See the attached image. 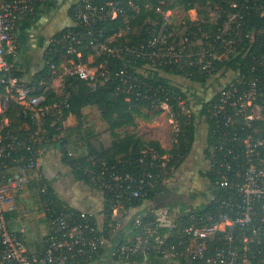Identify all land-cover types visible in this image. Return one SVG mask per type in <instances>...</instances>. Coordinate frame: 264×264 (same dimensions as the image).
<instances>
[{
	"label": "built area",
	"instance_id": "1",
	"mask_svg": "<svg viewBox=\"0 0 264 264\" xmlns=\"http://www.w3.org/2000/svg\"><path fill=\"white\" fill-rule=\"evenodd\" d=\"M46 1L0 0V83L7 90L0 110L4 112L15 101L32 113L38 127L22 137L5 130L8 121L0 125V264H264V135L254 124L261 119L257 102L264 93L251 72L235 74L212 99L209 117L215 144L208 154L209 171L216 177L209 194V204L216 206L212 215L182 219L166 211H151L127 216L136 208L134 202L152 190H164L176 171L169 167L171 156L155 148L140 152L139 172L117 171L103 158H89L91 183L109 199V217L69 208L51 199L48 188L41 186L46 179V149L40 123L48 116L61 117L69 108L63 98L68 77L86 81L92 91L114 82L127 101L143 102L161 112L170 108L172 99L177 100L191 120L194 116L185 109V99L147 79L156 72L163 77L164 67H193L195 73L208 76L218 71L220 64L237 54L240 19L251 0H243V5L232 0L229 7L235 11H229L221 24L216 21L218 13H210L215 22L212 31L196 24L201 22L196 10L169 7L176 0L78 1L72 14L75 27L81 29L68 30L51 41L70 59L67 64L52 65V80L42 83L61 98L43 105L45 96L34 95L35 87L14 76L8 59L19 51V27L34 18ZM142 17L154 27L137 43H125L123 38ZM118 20L123 27L106 35L108 24ZM157 27L159 33L151 35ZM257 34L264 37L263 30ZM257 34L247 37L254 41ZM81 47H94L91 56L103 60L81 61ZM65 150L69 157L75 155L69 146ZM34 184L39 187L34 189ZM29 188L36 191V208L35 203L20 200ZM34 218H42L38 248L27 241Z\"/></svg>",
	"mask_w": 264,
	"mask_h": 264
},
{
	"label": "trees",
	"instance_id": "2",
	"mask_svg": "<svg viewBox=\"0 0 264 264\" xmlns=\"http://www.w3.org/2000/svg\"><path fill=\"white\" fill-rule=\"evenodd\" d=\"M230 0H176L169 7L178 6L180 9L185 11L196 10L199 16V26H202L206 31L215 30L214 23L211 20L210 13L217 12L218 16L216 21L220 24L226 20V16L229 11H235L229 7ZM240 5L244 4L243 0H236ZM248 5V10L245 12L244 18L240 19L241 27L239 35L236 38L237 43V54L230 57L229 61L220 64L219 68H225L226 71H232L239 76H246L251 72V78L256 77L259 79L260 86L264 93V37L258 35L257 32L264 31V0H251ZM216 6L220 10H216ZM168 8V7H167ZM106 35H113L115 32L123 27L121 20L111 22L108 24ZM154 27V23L150 19L145 17L139 18L137 22L133 23L131 33L123 38V41L128 44H135L138 42L140 37L147 36L149 30ZM80 27H73L64 30L65 33L68 30H80ZM160 28H156L155 32L152 31L151 35L159 33ZM186 28L180 31V35L185 34ZM257 34L253 40H250L247 36L250 33ZM58 34L56 37L60 36ZM83 62L88 61V57L95 51L94 47H81ZM77 61L78 59L74 57ZM70 56L66 54L60 46H51L47 55V63L42 72L38 76L36 82L31 83L29 86L36 88L34 95H44L46 101L43 105H51L58 97L52 89H47L46 86H42L41 82H50L53 78L51 66H59L63 63L67 64ZM100 57L98 61H102ZM191 71L194 70L191 68ZM163 72L165 74L186 76L191 81L199 84H204L208 80L206 74H186L184 70L175 67H164ZM13 75L22 79V75L13 70ZM2 74L0 73V78ZM147 80H151L156 85L162 84L163 87L170 92H174L177 96L182 99H186L187 95L174 85L168 83V80L161 77L158 72L150 74ZM7 95L6 85L0 83V101H3ZM63 98L67 99L69 108L65 109L61 117L48 116L42 119L41 129L43 143L46 145L54 143L59 145L63 151L62 162L63 164L70 167L75 178L77 180L85 181L86 183L94 186L91 183V157L103 158L109 165L117 171H128V172H139L141 167L139 165L140 152L143 149L155 148L160 154H168L171 156L169 167L174 166L175 169L179 168L180 165L190 154L197 134V127L195 118L191 120L182 113V109L178 106V101L172 99L170 101L173 107V114L178 120V132L175 135V144L170 150H166L157 141L144 142L134 134L125 133L119 134L118 131L126 128H134L138 118H142L145 121H152L155 117L160 115L161 111L150 109L145 103L136 102L134 100L127 101L126 95L122 94L117 90V85L114 82L103 85L99 90L92 91L86 81L79 80L75 77H68L64 83ZM177 98V97H176ZM213 100L204 103L201 114L205 115L207 123L209 125L210 133L208 135L209 142L213 146L215 139L213 136V121L210 119V107ZM257 104L261 107L262 118L254 122L256 127H259L264 135V97ZM96 107L100 111L101 117L104 122L108 125V129L104 133L94 134L88 133L85 139L84 152L78 153L75 142V137L80 134L82 129L83 111L86 108ZM74 117L78 124L65 127L64 122ZM5 121H8V125L5 130L10 131L12 134L26 137L29 133L37 131V125L32 119V113L26 110L23 106L15 101L9 103V107L4 112L0 113V125H5ZM76 134V135H75ZM75 137L73 138V136ZM80 141V140H79ZM65 146H69L74 152H77L73 157L68 156ZM25 153V152H22ZM206 176L210 180V185H215L216 177L212 171H208ZM44 185L48 188L49 197L51 199L59 200L54 192L52 184L46 179L43 180L41 186ZM38 184H34V189H37ZM163 190L156 189L149 192L146 198H142L133 203V206L138 207L143 204L145 200H153ZM104 215L109 217L111 212L109 209V199L105 198ZM216 211V206L209 204L204 211L194 213L193 217H208ZM188 216L187 219H190ZM11 218L12 215H9ZM186 222H190L186 220Z\"/></svg>",
	"mask_w": 264,
	"mask_h": 264
},
{
	"label": "crops",
	"instance_id": "3",
	"mask_svg": "<svg viewBox=\"0 0 264 264\" xmlns=\"http://www.w3.org/2000/svg\"><path fill=\"white\" fill-rule=\"evenodd\" d=\"M78 1L80 0H47L39 7L34 18L21 24L19 27L17 33L19 51L15 56H11L8 59V62L11 64L14 71L22 75V79L20 80L25 85H30L31 83L36 82L40 72L44 70L47 63V55L51 49L52 39L58 34L62 33L64 30L76 26L72 14V7ZM43 82L45 81H42L41 85ZM0 113H2L1 110ZM5 122L7 123V121ZM202 126H200L201 129ZM196 127L197 132L199 131V134H196L193 148L188 157L183 162L187 163L189 160H194L195 162L194 166H185L186 170L191 169L190 174L187 176L189 179L185 177L186 181L188 180V184L190 186L189 191L190 188L197 182L200 183L204 181L206 185L207 183H210L209 178L206 176L210 170L208 154L212 147L208 137L210 133L209 125L206 122V125L203 126L202 131L199 130L200 127L197 125ZM157 142L162 144L160 141ZM50 145H52V147L44 155L43 172L45 174L46 180L52 184L54 192L59 201L63 205L79 211L96 214L98 216L103 214L106 200L100 191L85 181L77 180L70 167L63 164V151L60 149L59 145L47 143L45 146ZM162 147L165 148L163 145ZM179 168L176 169L173 177H171L164 190L159 193L155 199L145 200L151 203L150 207L144 208L142 204L141 206L136 207L133 213V209H131L127 216L131 218L139 215L143 216L151 211H166L175 218L183 219L187 218L188 216H192L194 213L204 211V209L209 205L210 195L207 193H198V190L195 188V190H193V197L190 202H183L181 204L173 202L174 204H177L173 205L171 204V201L167 204H164V201L167 199V197L173 196L174 192L177 191V186L175 190L168 191L167 188L168 185H170L169 183H173L174 180H179L176 176ZM202 168L207 169V171L205 172L201 170ZM31 192L32 190L30 188L27 191H24L22 197H20V200L22 202H28L32 197ZM173 197L175 198V196ZM34 207L36 208V206ZM175 208H178L177 210H180L182 215L178 216L176 214L178 211H175ZM32 222L35 226L38 225L40 227L42 218H34ZM27 241L30 247L38 248L39 243L37 241H33L30 238H28Z\"/></svg>",
	"mask_w": 264,
	"mask_h": 264
},
{
	"label": "rangeland",
	"instance_id": "4",
	"mask_svg": "<svg viewBox=\"0 0 264 264\" xmlns=\"http://www.w3.org/2000/svg\"><path fill=\"white\" fill-rule=\"evenodd\" d=\"M232 0L229 1V4ZM183 10V9H180ZM195 13V12H194ZM96 56H89L88 57V62L91 64H94L95 61H97ZM189 67L188 69H185V73L189 75H194L196 74L195 72L191 71ZM149 71L146 72L148 74ZM161 75L166 78L172 85L176 86L177 88H180L186 95L187 98L186 103H185V109H189L193 114L195 118L196 125L198 127L200 126H205L206 125V117L205 115H202V109L204 106V103L210 102L217 94V92L225 87L228 83L232 82L235 79V73L232 71H226L225 68H220L218 71L215 73L210 74L208 77V80L204 84H199L191 81L188 77L186 76H177V75H170V74H165L163 71L160 72ZM61 90V89H60ZM173 107L170 106L169 109H166L165 112H161L160 115L155 117L152 121H145L142 118H138L136 121V126L134 128H126L122 129L119 132V134H125V133H130L134 134L137 137H139L141 140L144 142H148L151 140H157L160 141L162 144L161 146H165L166 150H170L173 145L175 144V135L178 132V120L173 114ZM262 109L257 111V114L260 118H262L261 115ZM182 113L185 115L184 110H182ZM82 121V129L80 134L75 137V142L77 143L78 140V145L76 146V151L78 153L84 152L85 148V139L87 138L88 133H94V134H100L104 133L108 129V125L104 122V120L101 117L100 111L96 107H91V108H86L83 111V120ZM203 121V124H202ZM41 124V123H40ZM78 124V121L75 120L74 117L68 118L64 122L65 127H71ZM201 127L199 128L200 131L203 130ZM199 134V131L197 132ZM80 140V141H79ZM52 147L50 146H45V153L49 151V149ZM73 153L77 155V152L72 149ZM184 164V165H183ZM182 166L179 168L177 171V179L179 180H174L173 183H169L167 190H175L177 186V191L174 192L175 198L173 196L167 197V199L164 201V204H167L172 201L171 204L177 205L181 203H186L190 202L193 197V190H198V193L202 194H210V183H207V185L202 182L196 183L194 186L190 188L189 191V184L188 180L186 181V178L190 172L191 169L186 170L185 166H194L195 162L194 160H189L187 163H183ZM186 164V165H185ZM193 168V167H192ZM203 171H207V169H201ZM180 175V176H179ZM189 179V177H187ZM202 180V179H201ZM207 181V180H206ZM195 188V189H194ZM98 190V189H97ZM99 191V190H98ZM32 197L30 200L27 202L28 204H34V206L38 207V204H36L37 198H36V191L31 192ZM176 194V195H175ZM206 198V196H205ZM173 202H177V204H174ZM204 202V201H203ZM203 204V203H202ZM151 203L148 201H145L143 203V207H150ZM178 208H175V211H178L176 213L178 216L182 215V212L180 210H177ZM134 210L132 211V213ZM181 212V213H180ZM29 227L31 228L29 231V238L33 241H37L36 239H39L38 233H39V226L34 225L33 223L29 224Z\"/></svg>",
	"mask_w": 264,
	"mask_h": 264
}]
</instances>
